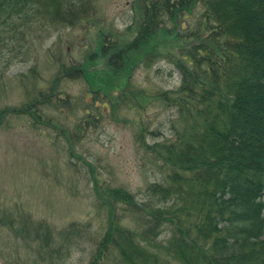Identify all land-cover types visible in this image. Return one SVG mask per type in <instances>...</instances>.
Segmentation results:
<instances>
[{"label": "rangeland", "instance_id": "rangeland-1", "mask_svg": "<svg viewBox=\"0 0 264 264\" xmlns=\"http://www.w3.org/2000/svg\"><path fill=\"white\" fill-rule=\"evenodd\" d=\"M141 2L94 0L75 28L21 25L0 38V264H54L42 260L45 242L36 240L43 224L59 234L54 249L64 245L56 264H90L113 213L119 227L144 232L138 209L103 206L101 185L126 190L148 209L147 220L150 208L174 206L162 194L167 171L144 145L172 141L182 129L177 108L159 95L180 88L184 71L173 61L195 45L172 44L164 31L132 45ZM116 42L129 44L132 70L125 59L113 66L122 47L113 49ZM62 67L83 68L85 79L63 75ZM71 225L81 232L70 234L69 247L61 233ZM171 227L160 228L158 242Z\"/></svg>", "mask_w": 264, "mask_h": 264}, {"label": "trees", "instance_id": "trees-1", "mask_svg": "<svg viewBox=\"0 0 264 264\" xmlns=\"http://www.w3.org/2000/svg\"><path fill=\"white\" fill-rule=\"evenodd\" d=\"M93 4L0 0V38L21 25L75 28L91 16ZM141 9L132 45L141 48L163 31L172 44L195 45L179 49L173 61L184 71L180 88L159 95L177 108L182 129L172 141L144 145L167 171L162 194L174 206L150 208L147 220L148 209L126 190L101 185L103 206L138 209L145 231L119 227L113 213L90 264H264V0H142ZM119 45L113 66H125V59L132 70L129 44L116 42L113 49ZM72 72L85 79L83 68L62 67L63 75ZM166 225L174 227L171 236L158 242ZM43 226L36 237L45 242L41 258L56 264L64 245L54 249L59 234ZM70 227L71 233H61L69 247L70 234L81 232Z\"/></svg>", "mask_w": 264, "mask_h": 264}]
</instances>
